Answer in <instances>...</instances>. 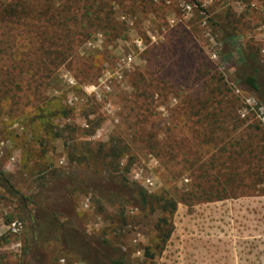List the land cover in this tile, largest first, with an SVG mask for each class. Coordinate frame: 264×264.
<instances>
[{
  "label": "rangeland",
  "instance_id": "obj_1",
  "mask_svg": "<svg viewBox=\"0 0 264 264\" xmlns=\"http://www.w3.org/2000/svg\"><path fill=\"white\" fill-rule=\"evenodd\" d=\"M0 172V264L40 207L110 244L95 264H264V0H0ZM114 176L149 209L101 198Z\"/></svg>",
  "mask_w": 264,
  "mask_h": 264
},
{
  "label": "trees",
  "instance_id": "obj_2",
  "mask_svg": "<svg viewBox=\"0 0 264 264\" xmlns=\"http://www.w3.org/2000/svg\"><path fill=\"white\" fill-rule=\"evenodd\" d=\"M195 2V0H193ZM12 10V13H15ZM245 83L254 92H259V86L255 77H249L245 79ZM0 189L6 193H10L13 189L12 181L8 176H5L0 172ZM99 195L103 199L110 200L112 197L122 199L132 205L135 208L145 212L149 209L152 201V197L142 188L130 184L122 176H114L109 181H106L100 186ZM59 214V213H58ZM58 214H56L50 208H38L36 212H30L26 209L23 210L21 215H25L27 223L30 225V236H29V248L25 255L22 264H31L34 259L35 251L38 248L43 247L49 242H55L62 240L65 246L73 248L78 255H82L85 262L88 264H95L102 260V255H108L107 249H110V244L106 241H102L99 244L98 250L94 251L90 244L80 242L82 247L75 245V236L73 231L76 230L74 225V219L69 213H62L64 220L59 221ZM77 231V230H76ZM77 247V248H76ZM83 249V250H82ZM114 249V248H113ZM112 249V250H113ZM82 250V251H81ZM116 254L112 260H109L110 264H125L124 256L118 249H114ZM112 252V253H113ZM109 256V255H108Z\"/></svg>",
  "mask_w": 264,
  "mask_h": 264
},
{
  "label": "built area",
  "instance_id": "obj_3",
  "mask_svg": "<svg viewBox=\"0 0 264 264\" xmlns=\"http://www.w3.org/2000/svg\"><path fill=\"white\" fill-rule=\"evenodd\" d=\"M20 230H21V224L14 223L11 225V231L13 234L18 233Z\"/></svg>",
  "mask_w": 264,
  "mask_h": 264
}]
</instances>
